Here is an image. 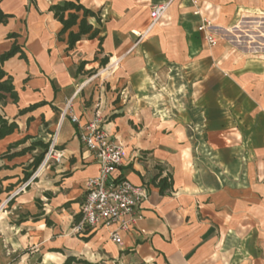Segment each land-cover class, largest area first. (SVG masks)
Here are the masks:
<instances>
[{"label": "crops", "instance_id": "obj_1", "mask_svg": "<svg viewBox=\"0 0 264 264\" xmlns=\"http://www.w3.org/2000/svg\"><path fill=\"white\" fill-rule=\"evenodd\" d=\"M168 1L150 26L151 6ZM57 2L0 0L11 15L0 24V54L16 41L25 55L3 64L18 101L7 99L0 108L18 128L0 140V153L26 135L31 137L17 149L53 135L63 155L46 165L35 186L0 195V234L16 253L11 263L62 264L72 254L104 264H264V0H80L99 13L100 22L88 18L99 34L71 50L49 11ZM200 16L221 31L213 46L197 30ZM104 56L103 71L140 91L127 113L108 117L85 98L83 73ZM81 61L86 64L78 71ZM172 73L179 74L172 87L178 93L161 109L152 99L158 94L144 91L168 89L161 81ZM39 102L44 104L18 114ZM96 115L121 146L115 175L145 192L141 218L121 232L120 243L105 228L74 231L85 179L98 175L79 132ZM38 152L0 160V174L14 176L4 185L14 183L21 165ZM165 176L172 185L161 192L157 182ZM36 213L41 215L33 218Z\"/></svg>", "mask_w": 264, "mask_h": 264}, {"label": "built area", "instance_id": "obj_2", "mask_svg": "<svg viewBox=\"0 0 264 264\" xmlns=\"http://www.w3.org/2000/svg\"><path fill=\"white\" fill-rule=\"evenodd\" d=\"M169 2L151 6L150 26H153L164 14ZM193 4L196 6V1H193ZM193 13L198 15V9L196 8ZM197 30L204 33L208 46L215 44L216 37L221 32L219 27L214 26L205 16H200ZM69 118L72 123L79 125L76 115H70ZM100 124V117L96 115L85 126L80 127V141L94 155L98 165V175L85 179V196L79 208L80 220L75 224L74 231L81 233L87 229L105 228L108 238L115 243H120L121 232L141 218L139 207L140 202L145 198V192L130 181L115 175L121 164V146L108 138ZM62 157L52 135L49 147L37 168L38 171L49 162L59 163ZM34 177L32 175L15 192L23 191Z\"/></svg>", "mask_w": 264, "mask_h": 264}, {"label": "trees", "instance_id": "obj_3", "mask_svg": "<svg viewBox=\"0 0 264 264\" xmlns=\"http://www.w3.org/2000/svg\"><path fill=\"white\" fill-rule=\"evenodd\" d=\"M49 11L53 13V17L61 24V29L58 32L59 39L62 38V35L67 33L66 38V50H71L75 46V44L86 37L87 39H93L98 36L99 30L94 28L92 24L88 22V18H94L96 22H100V16L98 12H95L84 4L80 2V0H59L57 3H53L49 5ZM11 15L5 13L0 7V24H5L8 18ZM73 27H76V30H72ZM8 38H16V33H10L7 35ZM99 40V50H101V43L103 38L98 37ZM16 54H19L20 58L25 59V55L21 50V47L14 41L10 48L0 54V105L4 106L6 104L7 99H10L12 103H16L18 101V93L15 90L13 84V78L9 75L3 68V64L8 59L12 58ZM93 60H96L94 57ZM108 62V57L104 56L99 60V66H104ZM86 61H81L78 66V71H80ZM43 102L33 103L29 106L20 109L18 114L23 115L29 111L36 109L37 107L43 105ZM31 119L29 118L28 121ZM18 128L17 122L15 121V117H8L5 112L0 108V140L5 136L11 134ZM31 136H24L22 139L9 144L6 149L0 153V160H11L17 156H23L26 153H30L35 149H39V152L32 155L31 161L27 165H21V174L16 175L17 180L14 183H7L4 185V182L14 176L1 175L0 174V195L6 194V196H10L13 192H15L19 187H21L26 181H28L33 173L40 166L43 157L49 147V141H33L27 146H22L20 149H17L19 145L24 144ZM3 165H0V171L2 170ZM120 178V177H118ZM35 178L33 179V181ZM171 180H168V176L162 177L158 180L157 186L160 191L163 192L165 189L171 188ZM27 185L25 188H28ZM1 202V201H0ZM13 202V198H11L7 202V206H10ZM41 213H36L31 215L33 218H37ZM28 216V214H27ZM80 219V213L74 216V221L77 223ZM44 222L47 226H50L52 222L44 217ZM55 252H63L62 249H52ZM62 264H104L103 262H92L85 258L75 256L72 254H68L65 256Z\"/></svg>", "mask_w": 264, "mask_h": 264}, {"label": "rangeland", "instance_id": "obj_4", "mask_svg": "<svg viewBox=\"0 0 264 264\" xmlns=\"http://www.w3.org/2000/svg\"><path fill=\"white\" fill-rule=\"evenodd\" d=\"M257 14L262 15L263 13L258 12ZM239 29H243L244 33H248L246 31V28H242L240 26L237 28V30ZM113 62H114V59H111L110 64L112 66H115L116 64L113 65L114 64ZM107 64L108 63H106V65L104 66H99V62H98L96 68H90L88 70H85L83 73V80L87 81L85 84L88 87L87 90H85V95H86L85 98L88 99L87 101H89L90 103H97L96 109L102 108L104 110H107L108 113L106 115L109 117V116H112L113 114L127 113L128 109H130V107L132 106V103H133L132 99L138 98V95L137 97H135L134 95L140 91L132 90L131 86L126 83H121V84L117 83L116 80L113 78L114 75L112 73L103 71L107 67ZM178 77H179L178 73L177 74L172 73L169 81L168 79H162L161 81L162 83L161 82L160 83L163 84V82L167 81L166 84H169L167 85L168 89L160 87L163 85L156 86V87L150 86L151 90L149 89L150 90L149 91L146 89L144 93L146 94H156L157 93L158 95L152 96V99L154 100L157 99L159 101L158 104H161L160 108L162 109L164 107L163 105L165 103V100H166V103H168L169 105L171 98L172 99L175 98L176 93H178V91L172 89ZM170 81L171 83H168ZM112 111H116V112H113V114H111ZM56 147H57V144H56ZM49 164H52V162H49ZM46 167L47 166H44L43 168H41L40 171H38L37 169L33 173V175L35 176L34 178L35 179L37 178L39 180L44 171L43 169H47ZM33 179L29 185L33 184V186H35V184L33 183L34 182ZM10 219L12 220L11 217ZM5 246L6 245L3 242V239L0 234V264H12L11 261L16 256V253H13L11 249H9V247L7 246L5 247Z\"/></svg>", "mask_w": 264, "mask_h": 264}, {"label": "water", "instance_id": "obj_5", "mask_svg": "<svg viewBox=\"0 0 264 264\" xmlns=\"http://www.w3.org/2000/svg\"><path fill=\"white\" fill-rule=\"evenodd\" d=\"M16 193H18V192H14V193L12 194V196H13L14 194H16Z\"/></svg>", "mask_w": 264, "mask_h": 264}, {"label": "bare ground", "instance_id": "obj_6", "mask_svg": "<svg viewBox=\"0 0 264 264\" xmlns=\"http://www.w3.org/2000/svg\"><path fill=\"white\" fill-rule=\"evenodd\" d=\"M113 63H114L113 65H115V64H116V62H115V61H114Z\"/></svg>", "mask_w": 264, "mask_h": 264}]
</instances>
